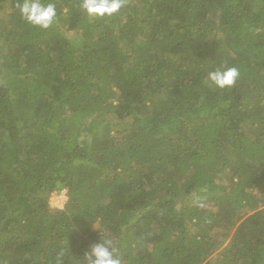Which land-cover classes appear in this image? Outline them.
Returning a JSON list of instances; mask_svg holds the SVG:
<instances>
[{
    "label": "trees",
    "instance_id": "trees-1",
    "mask_svg": "<svg viewBox=\"0 0 264 264\" xmlns=\"http://www.w3.org/2000/svg\"><path fill=\"white\" fill-rule=\"evenodd\" d=\"M17 2L0 0V264H78L105 239L122 264H264V0L94 20L55 0L47 30ZM221 66L232 88L207 82Z\"/></svg>",
    "mask_w": 264,
    "mask_h": 264
},
{
    "label": "clouds",
    "instance_id": "clouds-1",
    "mask_svg": "<svg viewBox=\"0 0 264 264\" xmlns=\"http://www.w3.org/2000/svg\"><path fill=\"white\" fill-rule=\"evenodd\" d=\"M125 6V0H79V8L89 20L102 19L117 14ZM15 7L25 23L47 30L57 20L55 0H18ZM240 78L238 67L221 66L207 73V82L218 89L232 88ZM116 242L105 239L97 242L83 253L78 264H122L117 255ZM63 252L57 257L60 261Z\"/></svg>",
    "mask_w": 264,
    "mask_h": 264
},
{
    "label": "rangeland",
    "instance_id": "rangeland-1",
    "mask_svg": "<svg viewBox=\"0 0 264 264\" xmlns=\"http://www.w3.org/2000/svg\"><path fill=\"white\" fill-rule=\"evenodd\" d=\"M2 16V13H0ZM66 201V192L65 190L60 191L59 193H53L49 197V206L53 209H61Z\"/></svg>",
    "mask_w": 264,
    "mask_h": 264
},
{
    "label": "water",
    "instance_id": "water-1",
    "mask_svg": "<svg viewBox=\"0 0 264 264\" xmlns=\"http://www.w3.org/2000/svg\"><path fill=\"white\" fill-rule=\"evenodd\" d=\"M261 254L264 255V251H262Z\"/></svg>",
    "mask_w": 264,
    "mask_h": 264
}]
</instances>
